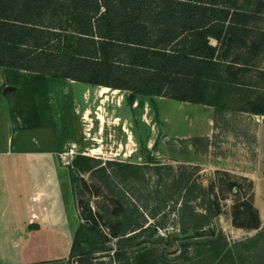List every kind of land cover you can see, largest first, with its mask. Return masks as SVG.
I'll return each mask as SVG.
<instances>
[{
	"label": "trees",
	"instance_id": "1",
	"mask_svg": "<svg viewBox=\"0 0 264 264\" xmlns=\"http://www.w3.org/2000/svg\"><path fill=\"white\" fill-rule=\"evenodd\" d=\"M258 2L264 7V0ZM251 17L230 9L225 0H0V65L128 90L129 104L138 95L173 98L163 90L178 68L196 72L205 86L220 79L222 62L240 47L239 41L234 44L236 37L256 32L248 23ZM210 38L219 44L212 45ZM53 40L57 50L51 47ZM157 50H166L165 58L156 57ZM208 95L210 100L195 102L228 107L217 101L218 92ZM250 111L264 115V108ZM72 167L90 171L121 203L119 214L106 211L108 221L118 223L120 242L137 240L143 232L152 237L156 228L168 225L185 235L213 225L218 216V207L190 166L181 165L176 172L156 161L102 164L78 154ZM73 176L70 170L71 183ZM79 231L71 257L90 252ZM206 236L228 246L221 232ZM237 244L248 245L247 260L264 264V228ZM126 249L121 246L96 264H156L153 243L137 249L135 256Z\"/></svg>",
	"mask_w": 264,
	"mask_h": 264
},
{
	"label": "rangeland",
	"instance_id": "2",
	"mask_svg": "<svg viewBox=\"0 0 264 264\" xmlns=\"http://www.w3.org/2000/svg\"><path fill=\"white\" fill-rule=\"evenodd\" d=\"M225 5L250 13L253 17L248 23L256 32L236 37L234 44L239 41L240 47L222 62L218 81L210 80L205 86L196 72L178 68L169 75L163 90L173 96L171 101L138 95L135 106L127 101L128 90L107 87L102 91L87 84L98 98L95 103L84 102L85 115L79 113L78 145L70 144L60 153L63 202L68 199L66 204L78 210L79 234L90 252L81 255V261L69 252L66 264L106 262L121 246L135 256L137 249L149 243H153L156 264H253L251 258L247 260L248 245L237 242L264 228V115L250 111L264 108V37L259 34H264V7L258 0H225ZM210 42L219 44L214 38ZM56 43L51 42L54 50ZM165 54L166 50L154 52L158 58H165ZM212 92H218L217 101L228 107L195 102L210 100ZM119 102L124 110H118ZM78 154L97 158L102 164L123 161L152 165L156 161L176 172L181 165L190 166L189 172L218 207V216L213 225L185 235L168 225L156 228L152 237L143 232L137 240L120 242L118 223L109 222L106 211L114 216L123 207L90 171L70 169ZM54 170L48 168V174L54 175ZM214 231L225 236L228 246L206 236ZM186 235L193 238L183 240Z\"/></svg>",
	"mask_w": 264,
	"mask_h": 264
},
{
	"label": "crops",
	"instance_id": "3",
	"mask_svg": "<svg viewBox=\"0 0 264 264\" xmlns=\"http://www.w3.org/2000/svg\"><path fill=\"white\" fill-rule=\"evenodd\" d=\"M87 86L0 65V264H66L80 218L63 202L60 152L78 145L79 113L98 98Z\"/></svg>",
	"mask_w": 264,
	"mask_h": 264
}]
</instances>
